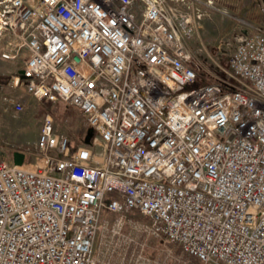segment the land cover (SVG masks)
<instances>
[{
    "label": "built area",
    "instance_id": "1",
    "mask_svg": "<svg viewBox=\"0 0 264 264\" xmlns=\"http://www.w3.org/2000/svg\"><path fill=\"white\" fill-rule=\"evenodd\" d=\"M196 3L0 0L9 88L76 108L96 137L70 149L45 117L34 165L0 160V264H93L103 211L149 216L202 263L264 264V34L200 80Z\"/></svg>",
    "mask_w": 264,
    "mask_h": 264
},
{
    "label": "rangeland",
    "instance_id": "2",
    "mask_svg": "<svg viewBox=\"0 0 264 264\" xmlns=\"http://www.w3.org/2000/svg\"><path fill=\"white\" fill-rule=\"evenodd\" d=\"M196 4L201 16L194 23L188 50L200 68V80L211 81L221 67H227L241 37L264 34V0H197ZM18 68L17 61L0 65V160L11 163L12 154L21 152L24 165H34L40 156L36 141L45 117L51 119L54 135L68 139L70 149L83 144L87 127L76 108L28 97L22 83L9 88ZM5 94H13L23 110L14 113L6 109L1 100ZM95 138L92 134L89 143L94 144ZM120 216L101 213L91 253L93 264H214L195 263L177 244L154 234L149 216L139 211Z\"/></svg>",
    "mask_w": 264,
    "mask_h": 264
},
{
    "label": "water",
    "instance_id": "3",
    "mask_svg": "<svg viewBox=\"0 0 264 264\" xmlns=\"http://www.w3.org/2000/svg\"><path fill=\"white\" fill-rule=\"evenodd\" d=\"M92 134H93L92 129L88 128V129L86 130V137H85V139H84V144H86V145L89 144V142H90L89 140H90ZM24 159H25V155H24V153H21V152H14V153L12 154V163H13L14 165L21 166V165L24 163Z\"/></svg>",
    "mask_w": 264,
    "mask_h": 264
},
{
    "label": "crops",
    "instance_id": "4",
    "mask_svg": "<svg viewBox=\"0 0 264 264\" xmlns=\"http://www.w3.org/2000/svg\"><path fill=\"white\" fill-rule=\"evenodd\" d=\"M2 60V59H1ZM4 61V62H3ZM3 61H0V65L4 67V64H11L13 62H16V61H6V60H3ZM12 89V88H11ZM13 90V89H12ZM25 93V92H24ZM10 95H13V94H10ZM25 95H27L25 93ZM28 97H30L29 95H27ZM32 98V97H31ZM12 163V162H11Z\"/></svg>",
    "mask_w": 264,
    "mask_h": 264
},
{
    "label": "trees",
    "instance_id": "5",
    "mask_svg": "<svg viewBox=\"0 0 264 264\" xmlns=\"http://www.w3.org/2000/svg\"><path fill=\"white\" fill-rule=\"evenodd\" d=\"M187 257H188L190 260H192L193 262H195V263L199 262L197 259H195V258H193V257H191V256H189V255H187Z\"/></svg>",
    "mask_w": 264,
    "mask_h": 264
}]
</instances>
